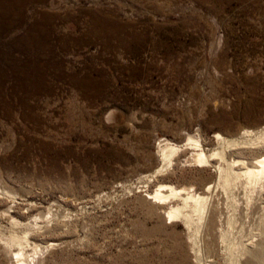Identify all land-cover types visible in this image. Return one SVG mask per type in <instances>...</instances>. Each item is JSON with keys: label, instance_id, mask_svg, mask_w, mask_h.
I'll return each instance as SVG.
<instances>
[{"label": "rangeland", "instance_id": "374dc122", "mask_svg": "<svg viewBox=\"0 0 264 264\" xmlns=\"http://www.w3.org/2000/svg\"><path fill=\"white\" fill-rule=\"evenodd\" d=\"M263 132L264 0H0V264H264Z\"/></svg>", "mask_w": 264, "mask_h": 264}, {"label": "bare ground", "instance_id": "6f19581e", "mask_svg": "<svg viewBox=\"0 0 264 264\" xmlns=\"http://www.w3.org/2000/svg\"><path fill=\"white\" fill-rule=\"evenodd\" d=\"M258 132V131H257ZM243 133V132H242ZM264 133V132H263ZM251 135V133L250 132H244V134H242V136H240V138H242V140L244 141V144H245V140H246V138L248 137V139L250 138L249 136ZM257 135H258V137L261 135V131H260V133H257ZM263 135V134H262ZM261 135V136H262ZM264 138V137H263ZM256 139V138H255ZM191 140V139H190ZM219 140H222L221 139V137L217 134V142L219 141ZM224 140V139H223ZM234 140V139H233ZM258 140H259V138H258ZM257 140V141H258ZM260 140H261V138H260ZM195 141H197V140H195ZM230 141V140H229ZM247 141H249V140H247ZM246 141V142H247ZM251 141V140H250ZM221 142V141H220ZM226 142H228V139H227V141ZM233 142V141H232ZM235 142V141H234ZM193 143H195L194 142V140H193ZM229 144H231V142H228ZM241 143H242V141H241ZM222 144V143H221ZM224 144V143H223ZM227 144V143H226ZM228 144V145H229ZM235 144V143H234ZM260 144V143H259ZM185 145V144H184ZM184 145H183V147H184ZM190 145V144H189ZM193 145V144H192ZM195 146H196V148H197V146H199L198 144H197V142H196V144H194ZM227 145V146H228ZM249 145V144H248ZM255 145V144H254ZM182 146V145H181ZM180 146V147H181ZM221 146V145H220ZM230 146H232V145H230ZM235 146V145H234ZM242 146V145H241ZM180 147H176V146H172V145H170V143L166 140V139H160L159 140V144H158V151H159V153H160V156L162 157V161H164V160H166L171 154H173L174 152H176L177 151V149L178 148H180ZM194 147V146H193ZM201 147V146H200ZM199 147V148H200ZM223 147V146H222ZM226 147V146H225ZM223 149H224V147H223ZM222 149V151L220 152V157H221V160H223L224 161V163H225V168L223 169L225 172H223L224 174H225V176H224V186L225 185H229L230 186V184H231V182H233V180H236V179H240V178H243V181H244V183L246 184V185H248V187L250 186L251 187V190H252V188L253 187H258V188H262V187H264V156L262 157H260L259 156V158H257V159H255V161H254V163H251L250 165H247V166H245V169L243 170V171H238L239 170V168H237V165L235 164V163H237V160L236 161H233V160H231L230 162H226V160H225V158H227L228 156H227V153L225 154ZM205 151V150H204ZM203 151V149H196L194 152H192V155H190V156H192V157H190V158H192L191 159V161H193V162H196V163H199V164H210V161H211V156L213 155V154H209V155H206L205 154V152ZM226 152V151H225ZM212 153V152H211ZM215 153V152H214ZM229 153V152H228ZM219 154V153H218ZM217 154V155H218ZM175 155V154H174ZM214 156V155H213ZM230 156H232V155H230ZM229 156V157H230ZM231 158V157H230ZM230 158H228V159H230ZM234 158V157H233ZM169 161H170V159H169ZM168 161V162H169ZM190 161V160H189ZM249 161V160H248ZM164 163V162H163ZM220 163V162H219ZM242 163H246V162H244V160H241V162H240V164H242ZM248 163V162H247ZM246 163V164H247ZM166 164V163H165ZM236 166H235V165ZM238 164V163H237ZM212 165V164H211ZM219 165V164H218ZM235 166V167H234ZM162 168H163V164H162V166H160V168H155V170H153L152 172H149V175L147 176V177H150L151 178V176L152 175H154V174H156V173H158L160 170H162ZM167 168V167H166ZM219 168V167H218ZM217 169V168H216ZM221 169H222V167H221ZM222 170V171H223ZM219 172H220V169L218 170ZM221 171V172H222ZM222 173V174H223ZM222 177H223V175H222ZM234 183V182H233ZM243 183V182H242ZM241 184V183H240ZM237 185V184H236ZM227 186H225V188H226ZM231 187V186H230ZM229 187V188H230ZM257 188V189H258ZM186 189H188V188H186ZM185 189V190H186ZM256 189V190H257ZM190 190V189H189ZM251 190H249V191H251ZM255 190V191H256ZM260 190V189H259ZM163 191H165V193H160V192H163ZM258 191V190H257ZM262 191V190H261ZM181 192H183V189L181 188V189H175V188H172V186H169V185H166V184H160V185H158V188H156V190H155V193L154 194H152V195H150V196H146V200L149 202V203H156L154 200L155 199H157V198H159V200H163L164 201V199H168V197L169 196H176V197H179L178 195L181 193ZM185 192V191H184ZM259 193H260V191H259ZM246 194V193H245ZM249 194H251V193H248L247 195L249 196ZM255 194V193H254ZM262 194V193H261ZM260 194V195H261ZM257 195H259V194H257ZM244 196H246V195H244ZM252 196H253V194H252ZM247 197V196H246ZM251 197V196H250ZM250 197H248L249 199L248 200H251V198ZM180 198V197H179ZM207 198V197H206ZM205 197H200V196H198V195H194V194H186V196H184V197H181V200H182V205L181 206H189V209L191 208V210H192V212L194 213V214H197L198 215V217L200 216V214H202L204 211V207H205V204H207L206 203V201H205V199H206ZM233 198V197H232ZM235 198V197H234ZM243 199V198H242ZM245 199V198H244ZM237 200V199H236ZM247 200V198L245 199V202H246V205H247V203L249 202ZM188 201H190L191 202V205H188ZM243 201V200H242ZM159 202V201H158ZM157 202V203H158ZM251 202V201H250ZM249 202V203H250ZM160 203V202H159ZM232 203V202H231ZM237 204V203H236ZM251 204V203H250ZM153 205V204H152ZM233 205H235L234 203H233ZM245 205V206H246ZM249 205V204H248ZM207 207V206H206ZM209 207V206H208ZM235 207V206H234ZM237 207V206H236ZM235 207V208H236ZM247 207V206H246ZM186 208V207H185ZM210 208V207H209ZM181 209H184V208H180L179 209V207H177V208H173V209H169L168 211H166L165 212V214H164V218L166 219V218H169V217H177V216H182V218H185V223L188 225L189 223H191V221L189 222V220L188 219H190L191 218V216H189V218H188V213L186 212V214L184 213H181ZM187 209V208H186ZM214 209V208H213ZM233 209V208H232ZM207 210V209H206ZM236 210V209H235ZM192 213V214H193ZM205 213V212H204ZM215 213V212H214ZM191 214V213H190ZM196 215V216H197ZM204 215V214H203ZM209 215V214H208ZM218 215V214H217ZM197 217V218H198ZM203 217V216H202ZM217 217V216H216ZM201 218V217H200ZM234 218H236V217H234ZM204 219V218H203ZM213 219H214V217L211 215V213H210V215H209V218H208V223H209V225H213L214 224V222H213ZM231 219V218H230ZM190 220H193V217H192V219H190ZM197 221L199 220V221H201L199 218L198 219H196ZM195 220V221H196ZM198 221V222H199ZM202 222V221H201ZM201 222H200V224H201ZM194 223H196V222H194ZM213 223V224H212ZM234 223V222H233ZM193 224V223H192ZM197 225V224H196ZM199 225V224H198ZM197 225V226H198ZM189 226V225H188ZM200 226V225H199ZM198 226V227H199ZM231 226H233V224L231 225ZM190 227V226H189ZM232 228V227H231ZM195 229H197V231L199 230V228H196V226H195V228H194V230ZM257 231L256 232H259V235H260V238L258 237V242H256V243H254V245L255 246H251L250 248L249 247H247L246 245V247L245 246H243V245H241V247H239L238 248V250L237 251H239L240 253H241V255H243L244 257H246L248 260H252V259H255L257 262H262V261H264V206L263 207H261V214H260V217H259V219H258V222H257V224H256V228H255ZM192 230V229H191ZM252 230V229H251ZM196 231V230H195ZM196 233V232H195ZM199 233V232H198ZM239 233V232H238ZM252 234V233H251ZM193 235H194V233H193ZM240 255V254H239ZM243 256H241V257H243ZM238 259V258H237ZM199 264V263H198Z\"/></svg>", "mask_w": 264, "mask_h": 264}]
</instances>
